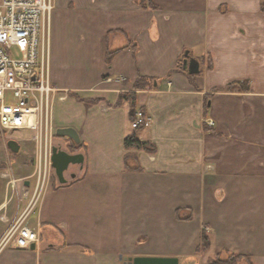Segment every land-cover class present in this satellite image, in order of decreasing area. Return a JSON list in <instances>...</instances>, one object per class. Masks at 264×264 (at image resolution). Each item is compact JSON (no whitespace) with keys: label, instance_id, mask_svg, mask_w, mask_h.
<instances>
[{"label":"crops","instance_id":"1","mask_svg":"<svg viewBox=\"0 0 264 264\" xmlns=\"http://www.w3.org/2000/svg\"><path fill=\"white\" fill-rule=\"evenodd\" d=\"M152 2L54 0L51 124L76 128L80 143L56 142L83 162L39 192L31 139L11 153L0 124V264H124L136 255L207 264L224 250L264 264L262 0ZM108 44L124 45L110 64ZM186 50L198 73L183 67ZM122 92L135 103L118 104ZM137 109L148 119L137 136L153 152L124 146ZM20 216L38 231L35 248L2 242ZM203 232L210 246L198 252Z\"/></svg>","mask_w":264,"mask_h":264},{"label":"built area","instance_id":"2","mask_svg":"<svg viewBox=\"0 0 264 264\" xmlns=\"http://www.w3.org/2000/svg\"><path fill=\"white\" fill-rule=\"evenodd\" d=\"M54 6V0H0V124L5 131H33L39 192L52 172L51 106L58 91L51 80L49 48ZM147 123L144 111L137 109L132 127ZM37 240L38 231L23 224L20 216L2 242L27 248Z\"/></svg>","mask_w":264,"mask_h":264},{"label":"water","instance_id":"3","mask_svg":"<svg viewBox=\"0 0 264 264\" xmlns=\"http://www.w3.org/2000/svg\"><path fill=\"white\" fill-rule=\"evenodd\" d=\"M183 67L191 74L198 73L200 71V61L186 50ZM55 134L57 136L68 137L76 144L80 143V134L72 126H59L55 129ZM7 144L13 152L20 150L21 143L15 138L8 139ZM83 157L82 152H70L60 144L52 145L51 162L60 182L67 180L64 174L69 166L71 164L82 163ZM30 247L35 248L36 243L33 242ZM124 264H179V258L177 256L136 255L124 257Z\"/></svg>","mask_w":264,"mask_h":264},{"label":"trees","instance_id":"4","mask_svg":"<svg viewBox=\"0 0 264 264\" xmlns=\"http://www.w3.org/2000/svg\"><path fill=\"white\" fill-rule=\"evenodd\" d=\"M138 2H140L145 7H150V8L156 7V5H154L152 0H138ZM260 8L262 11H264V0H262ZM111 33H112V31H110L108 33V39H109ZM123 47H124V45L114 47L111 44H108L107 55H106V59H107L108 64H110L113 54L116 53L118 50H120ZM135 48H136V44L134 45V49ZM179 67H181V66H179ZM145 79H146L145 76L139 75L137 84L141 83V81L145 80ZM231 84H241L245 87H248V81L247 80L236 81V82L230 83L229 85H231ZM125 100H129L132 104H134L135 103V93H133V92H122L120 94V97H119L117 103L121 104ZM131 118L133 120L132 116H131ZM144 126H145L144 124H140V125L134 127L133 132L126 135V137L124 138V146L126 148L136 147V148H143V149H146V150L151 151V152L155 151L156 146L154 143H152L149 140H142L137 136V131L139 129L143 128ZM131 155L132 154H129V153L126 154V159L128 157H131ZM126 164L128 167H135V164H132V161H126ZM181 210L182 209H178V216H181V214H180ZM209 246H210V234L207 232H203L201 245L198 247V252H203V251L207 250L209 248ZM242 258H244L247 261V264H254L248 255H244L241 253H236V252H232V251H228V250L221 251L216 256L209 258L207 264H235L238 260H240Z\"/></svg>","mask_w":264,"mask_h":264},{"label":"rangeland","instance_id":"5","mask_svg":"<svg viewBox=\"0 0 264 264\" xmlns=\"http://www.w3.org/2000/svg\"><path fill=\"white\" fill-rule=\"evenodd\" d=\"M50 31H51V28H50ZM2 132H4V136L6 137L7 140L10 138H15L18 141H21V138H27V137L29 139H31L30 144H29V148H30L29 159H30V161H34L35 152H36V140L34 139V133L32 130H27V129H19V130H13V131L2 130ZM56 138H58V136L52 137V142L54 144H58L56 142ZM68 146H69V144L68 145L65 144L63 147L68 148ZM11 153H13V152L11 151ZM51 178H52L51 181H53V182L57 181L54 175H52ZM235 264H247V261L244 258H242V259L238 260Z\"/></svg>","mask_w":264,"mask_h":264},{"label":"flooded vegetation","instance_id":"6","mask_svg":"<svg viewBox=\"0 0 264 264\" xmlns=\"http://www.w3.org/2000/svg\"><path fill=\"white\" fill-rule=\"evenodd\" d=\"M53 135H55V131H54V134ZM53 137V136H52ZM51 141H52V139H51ZM52 145H54V143L52 142ZM64 149H67L68 151H70V152H78V151H75V148H74V146H68V148L66 147H63ZM67 173H69V175H71V174H73V171H71L70 170V166H69V168L65 171V177H66V179H67ZM52 175H54L55 176V178H56V180L57 181H59V179H58V176L56 175V173H55V170H54V168H53V166H52V172H51V175H50V181H49V183H52L53 181H51V176Z\"/></svg>","mask_w":264,"mask_h":264}]
</instances>
